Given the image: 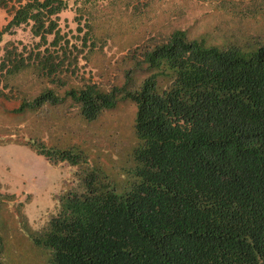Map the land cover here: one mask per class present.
<instances>
[{"label": "trees", "instance_id": "obj_1", "mask_svg": "<svg viewBox=\"0 0 264 264\" xmlns=\"http://www.w3.org/2000/svg\"><path fill=\"white\" fill-rule=\"evenodd\" d=\"M150 1L0 0L1 145L77 164L80 150L43 135L75 133L122 101L135 108V181L116 192L87 171L34 240L49 264H264V37L217 45L173 27L154 40ZM71 9L74 26L61 24ZM102 12L140 35L111 82L91 80L108 75ZM18 29L30 41L8 38ZM136 68L148 72L140 83ZM21 122L31 138L10 136Z\"/></svg>", "mask_w": 264, "mask_h": 264}, {"label": "rangeland", "instance_id": "obj_2", "mask_svg": "<svg viewBox=\"0 0 264 264\" xmlns=\"http://www.w3.org/2000/svg\"><path fill=\"white\" fill-rule=\"evenodd\" d=\"M150 2L144 10L149 12L151 22L147 25L152 30L147 31L150 34H145L147 37L153 36L154 40H159L173 27H186L188 37L203 36L206 41L217 45L232 39L245 42L264 37V0ZM103 13L96 24L109 28L112 38L102 50L110 61L106 77L98 73L91 75V80L95 82L107 78L111 82L114 77H119L122 68L116 65H120V58L130 44H138L140 36L125 35L122 29L117 28L125 26L121 20ZM72 16V9L61 13V24L66 19L68 25L74 26ZM6 19L5 11L0 8V27ZM104 20H108V23H103ZM8 38L24 43L30 41L29 34L22 29ZM88 69L89 66H86L85 70ZM134 70L136 74L133 80L139 83L148 74L147 70ZM130 104L127 101L117 103L97 119L75 126V133L65 130L43 135L41 140L50 146L80 150L83 159L77 164H70L67 160L50 162L26 144H0V192L10 194L0 199V264H49L50 249L36 243L34 238L57 213L63 197L68 192L80 190L81 179L87 171L96 169L116 192L124 191L135 181L131 155L137 144L132 134L135 108ZM14 135L29 137L24 122H21V129L10 133L11 137Z\"/></svg>", "mask_w": 264, "mask_h": 264}]
</instances>
